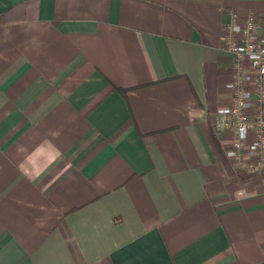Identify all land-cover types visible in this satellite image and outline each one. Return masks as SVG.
<instances>
[{"label":"crops","instance_id":"0c3cea01","mask_svg":"<svg viewBox=\"0 0 264 264\" xmlns=\"http://www.w3.org/2000/svg\"><path fill=\"white\" fill-rule=\"evenodd\" d=\"M248 11L0 0V264H264V173L214 141Z\"/></svg>","mask_w":264,"mask_h":264},{"label":"built area","instance_id":"2783aa9c","mask_svg":"<svg viewBox=\"0 0 264 264\" xmlns=\"http://www.w3.org/2000/svg\"><path fill=\"white\" fill-rule=\"evenodd\" d=\"M223 50L231 56L232 78L225 86L232 103L216 110V129L229 136L225 156L238 174L264 173V14L232 13Z\"/></svg>","mask_w":264,"mask_h":264},{"label":"trees","instance_id":"16d2710c","mask_svg":"<svg viewBox=\"0 0 264 264\" xmlns=\"http://www.w3.org/2000/svg\"><path fill=\"white\" fill-rule=\"evenodd\" d=\"M214 141H215V145L217 147V150L219 151L221 156L222 157L225 156V149L221 146L220 139H217V133L214 134Z\"/></svg>","mask_w":264,"mask_h":264}]
</instances>
